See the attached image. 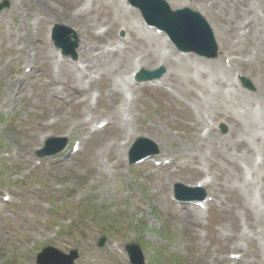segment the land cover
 Returning <instances> with one entry per match:
<instances>
[{
  "label": "rangeland",
  "instance_id": "rangeland-1",
  "mask_svg": "<svg viewBox=\"0 0 264 264\" xmlns=\"http://www.w3.org/2000/svg\"><path fill=\"white\" fill-rule=\"evenodd\" d=\"M4 1L7 4L0 9V264H39L35 261L37 253L47 245L63 253L76 249L74 264H130L124 250L130 241L139 244L144 264H264V224L252 220L245 208L246 184L244 187L240 181L246 179L238 166L240 160H236V153L241 154L244 148L238 143L234 115L227 118L222 114L215 121L212 137L216 143L214 154L206 158L208 162L202 160L199 149L188 145L195 131L189 117L192 100L200 93L197 72L182 71L171 62L157 64L152 59L150 69L162 66L169 74L167 79L166 74L159 77L164 89L136 83L131 116L129 113L136 136L118 140L121 148L127 147L124 157L122 149L111 144L119 135L116 127L120 121L107 114L120 104L109 101L106 86L111 81L108 73L120 80L128 78L130 71L118 65L108 73L85 68V73L93 74L89 82L74 63L61 69L55 64L56 47L48 38L50 30L56 24L76 30L73 21L60 12L65 7L78 10L82 1L0 3ZM188 3L191 5L186 6L193 9L195 4ZM46 6L56 8L59 15L48 13ZM86 7L81 16L76 15L90 23L88 33L83 30L84 37L80 38L84 47L81 50L77 40L79 56L75 53L68 57L70 60L83 65L80 53L84 48L94 59L102 47L113 42L121 43L117 49L123 53L142 54L141 46L148 40L138 36L135 28L142 24L140 14L128 18L125 5L117 0H91ZM217 15V10L207 13V21L218 22ZM123 25L129 28L123 29ZM70 34L68 31L71 43ZM124 38L126 45H122ZM171 49L177 50L164 48L167 53ZM248 50V41L232 39L217 48L215 57L204 58L246 59L243 55ZM250 62L237 67L235 76L242 88L255 93L264 90V59ZM29 65L33 68L27 75L23 69ZM241 77L249 81L250 88L243 85ZM89 96L92 119L85 110ZM83 98L86 100L81 103ZM79 121L83 123L77 125ZM98 121L107 125L98 129ZM224 136L227 146L217 139ZM50 137L58 138L57 142L45 147L44 156L37 155V149ZM140 137L157 144L158 152L164 154L129 164L128 148ZM62 139L65 147L56 152L64 146ZM73 141H81L75 153L71 151ZM249 142L257 148L254 141ZM149 149L150 145L142 147L143 151ZM190 153L198 160L190 158ZM257 153L254 149L255 160L263 158L264 162V154L260 157ZM154 159H173V163L155 165ZM261 165L258 170L264 178V163ZM207 167L215 179L204 188L205 195L214 197L206 211L173 198L175 183L192 186L205 176L199 170ZM263 178L258 183L253 178L252 183L258 184L253 196L264 209V191L258 190L264 187ZM6 194L10 199L3 202ZM248 209L254 211L253 207ZM103 237L99 247L97 242ZM230 253H240L241 257L229 259ZM58 258L56 253H45L46 262Z\"/></svg>",
  "mask_w": 264,
  "mask_h": 264
},
{
  "label": "bare ground",
  "instance_id": "bare-ground-1",
  "mask_svg": "<svg viewBox=\"0 0 264 264\" xmlns=\"http://www.w3.org/2000/svg\"><path fill=\"white\" fill-rule=\"evenodd\" d=\"M81 1L82 2H80V4L82 6L78 7V10L72 11L71 8L66 10L65 7L60 12V16L70 18L73 21L72 26L79 28H75L76 30H74L73 33H75L76 40L79 41H77L78 46L82 50L84 45L82 43V39L80 38L81 36L84 37L83 30L88 33L86 28L90 25V23L76 17V15L81 16L83 11L87 8L86 4L88 0ZM135 1L141 5L143 4L148 6L145 0ZM165 1L171 9H176L186 5L189 6L191 3L188 2H193L195 6L192 8L203 17H206V19L208 18L206 16L207 13L212 14L214 10H217L220 13V15L216 16L218 22L209 20V25L217 41L218 47L225 45L227 40L231 41L234 39L238 43H242L243 41L247 43L248 41V54L243 55L246 59L231 58L228 63H224V56H222V60H220V57L214 60H209L195 54L180 53L175 49H171L167 53L164 48L167 46H172L174 48L171 42L167 38L164 40L155 35L153 32L143 29L139 23H137L139 26L136 25L135 28L138 30V36L142 34V36L148 40L146 41V44L148 42L146 46H141L142 54L140 53L133 56L127 52L123 53V50L117 49V46L121 43L116 44V42H113L109 45V47H102L98 54L93 57L94 59L90 58L88 55L89 52L84 48V50L80 53L83 65L79 64L81 61L78 62V60L71 62L67 60V62H65L64 57L56 59L55 64L61 69L62 67H72L67 64L69 62L74 63L78 67V71H82L83 73H85V68L89 67H94L100 71L105 70L108 73L110 72L108 71L110 68L115 69L117 65L119 68H122L123 71L131 70V72H133L138 71L139 69L150 68L149 63L153 59L156 60L157 64L160 63L163 65L166 62H171L176 67H180L182 71H190L192 69L194 72H197L199 76L197 84L199 86L200 93H195L194 99L192 100L194 107L192 109V114L189 117L192 118L190 119L193 127H195V131L190 135L188 145L199 149L200 152H202L200 153L202 160L208 162L206 158H208V155L211 157L214 154L213 144L214 142L216 143L212 137V132L215 129V121H218L222 114H224L227 118H230L231 116L233 117L234 115V124L238 128L240 134V140L238 143L243 145L244 148L241 154L236 153V160H240V164H238V166L241 169L242 177L246 179V181H240L244 187V184H246L243 194V197H246L247 202L245 208H247L248 215L252 220L260 221L264 224V209L259 207L258 203L254 199L255 195L253 196L258 184L252 183L254 182V180H252L253 178L258 180L257 183L262 181L263 178L261 172L258 170V168L262 166L261 164L264 163L263 158H260L257 162L255 160V155H252V153L254 149H256L259 156L260 153L264 154V90L258 89L255 93L247 91L238 84V79L235 76L237 67L249 65L251 63V59H264V0H187V3H185L184 0ZM120 6L123 7L122 5ZM46 9L51 15H59L56 13L57 10L54 7L49 8L46 6ZM136 9L134 8L133 12L126 9L125 12L127 13V17L129 18L134 15L138 16L139 12ZM148 9L152 10L154 7L149 5ZM161 13L164 12L161 11ZM163 15L166 17V14ZM165 21H169V19H166ZM114 25L117 26L118 23H114ZM128 28V25H123V29ZM198 28L200 31L195 38L198 40L199 44H204L207 41V35L201 27ZM163 35L166 37L165 34ZM122 41V45H126V40L123 39ZM77 50H79L78 47L76 48V53ZM229 51V49H226L225 53L228 54ZM86 54L89 57L84 58ZM166 55L167 57L165 59ZM77 56H79L78 53ZM82 72H80L81 75H83ZM168 74L169 70H167L166 75H164V79H167ZM97 75L101 76L100 74ZM83 76L88 77L87 80L89 82L93 79V74L91 75L90 73H85ZM108 76L111 77V81L107 83L106 94L110 99L109 101H116L120 104L119 106L112 107V110L109 114H107L110 119L117 118L120 121L118 127H116L119 135L111 142V144L117 149H122L125 157L127 147L125 146L121 148L119 141L133 135L136 136V131L130 124L131 117H129V113L131 116L133 111L130 106L134 99L132 93H134L136 87L130 79H128L129 81L126 80L122 84L115 77L112 78V74L109 75L108 73ZM164 84V82H161V87H163ZM123 86H126V88ZM76 87H80V84ZM157 88L160 87L157 86ZM88 98L91 100L90 96ZM85 110L92 119L93 116L90 113L92 111L91 102L85 105ZM233 111L237 114H232ZM81 122L83 123V121H79L77 125L82 124ZM200 125H203L201 129H199ZM204 128H206L207 131L204 135H201V131ZM45 136L46 135H43L41 139H44ZM248 137L250 140H247ZM257 138L262 139V141L257 142ZM217 139L218 142L221 141V144L227 146L226 136L218 137ZM249 141H254L257 148L251 147V143ZM208 151L210 153H207ZM163 154V152H159L158 156H162ZM227 156L230 160L234 159L232 155ZM189 157L197 159V155L193 153H190ZM199 172L205 173V176L207 177L206 181L203 179L200 187H206L208 184L213 183L215 175L208 167L200 169ZM252 188H254V191ZM258 190L263 193L264 187L262 190ZM206 204L209 207L208 200H206ZM249 207H253L254 211L252 212L248 209Z\"/></svg>",
  "mask_w": 264,
  "mask_h": 264
},
{
  "label": "water",
  "instance_id": "water-1",
  "mask_svg": "<svg viewBox=\"0 0 264 264\" xmlns=\"http://www.w3.org/2000/svg\"><path fill=\"white\" fill-rule=\"evenodd\" d=\"M139 4V3H138ZM140 6H143V4H139ZM2 4H0V7ZM153 20V19H152ZM192 20V19H191ZM155 23L165 27L170 34L172 35L173 39L179 44V46L182 47H191L196 50H203L205 47H208L209 38H207L206 43L203 45H199L198 40L193 37V33L196 35L199 33V29L194 25V21H189L190 23H187V13L183 15H174L173 17L170 16L168 22H163L160 20H153ZM167 23V24H165ZM134 249H136L135 246H132Z\"/></svg>",
  "mask_w": 264,
  "mask_h": 264
}]
</instances>
